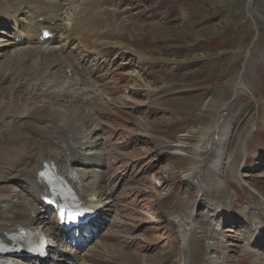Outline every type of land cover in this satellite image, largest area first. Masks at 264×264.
<instances>
[{"label":"rangeland","instance_id":"rangeland-1","mask_svg":"<svg viewBox=\"0 0 264 264\" xmlns=\"http://www.w3.org/2000/svg\"><path fill=\"white\" fill-rule=\"evenodd\" d=\"M114 2L110 12L117 15L112 19H117L118 27L112 26L111 19L101 31L116 28L122 40L117 43L134 51L136 47L144 62L169 64L130 66L127 56L122 59V70L102 66L93 74L102 96L100 106L69 105L67 99L57 98L33 76L11 81L22 73L24 62L9 68L6 59L14 51L8 41H0V105L11 102L14 112L0 118V149L5 154L9 151L0 157V199L17 204L31 199L25 182L13 175L25 165H35L31 154H38L41 148L32 133L22 130L27 121L18 117L26 108L48 107L52 113L46 117L52 126L56 124L52 117L65 119L68 127L73 118L77 128L83 129L80 123H85L84 130L92 138L100 137L81 150L89 163H100V167L87 164L77 168L88 183L96 178L93 171L100 170L102 188L112 193L107 191L112 195L111 209L97 225L105 223L99 231L102 242L98 236L82 250L68 245L76 250L74 260L58 258L57 263L181 264V233L177 234L169 217L179 216L187 223L190 215L198 212L212 233L209 243L220 264H264V233L259 234L260 229L252 225L254 214L264 216V0ZM123 3L137 9L129 22H125V15L118 20L115 13ZM107 8L99 6V14ZM6 22L0 31L11 35L13 30L5 31L4 26L11 27ZM92 57L88 56L90 63ZM67 74L70 79L71 72ZM122 74H128L127 78ZM163 85L166 89L157 91ZM44 95L52 96L58 105L45 101ZM219 111L223 115L219 118L221 130L227 133H218L217 140L225 155H221V165L202 164L200 184L204 191L200 195L197 185L184 175L197 171L193 149L203 148V133L213 128V117ZM181 142L180 155L173 154L172 145ZM232 163L239 175L233 173ZM219 210L222 214L217 215ZM2 211L3 205L0 214ZM38 213L39 225L50 230L56 221L44 208ZM57 238L64 247L66 244ZM87 250L92 251L84 253Z\"/></svg>","mask_w":264,"mask_h":264},{"label":"bare ground","instance_id":"bare-ground-1","mask_svg":"<svg viewBox=\"0 0 264 264\" xmlns=\"http://www.w3.org/2000/svg\"><path fill=\"white\" fill-rule=\"evenodd\" d=\"M112 2L114 0H0V19H2L0 22L5 18L12 20L11 27L14 29L11 35L13 42L10 44L18 47L13 50V55L7 56L6 64L9 68H16L20 66L21 62H24L22 73H18L11 81L14 79L17 81L19 78L28 80L25 77L33 76L36 80H41V86L57 98L67 99L69 105L74 104L88 109L93 105L100 106L99 102L102 96L93 80V74L97 73L99 68L95 63L88 64L86 58L88 55H93L95 59L99 58L105 63L109 62L114 70H122V62L120 61L124 56L125 58L128 56L131 62L130 66L135 64L144 67V65L149 64L144 62V57L137 51L117 43L119 40L121 43L122 40L116 28L109 27L107 30L101 31L104 29L105 21L110 22L112 18L117 16L110 12V9L114 7ZM102 5L108 6V8L100 15L98 7ZM24 9L27 10L25 16L32 19L33 25L31 22L26 20L23 22V19L18 18ZM43 30L53 32V37L45 40V37L41 36ZM0 33L5 34L3 30ZM22 40L25 41L23 44L21 43ZM102 41H106V43L98 48V44ZM62 43L64 45L59 46ZM43 45L50 47L45 49L47 53L42 51L44 50L41 48ZM111 56H114L112 60L110 59ZM149 62L157 65L156 61ZM152 66L154 67V65ZM67 72H71L70 79H68ZM122 76L127 78L128 74H122ZM47 108L42 110L26 108L18 117V119L22 117L23 121H27L26 124H22V130L33 134L35 144L40 146L42 152L37 154V151H33L31 155L35 160V165H25L13 175L26 182L28 185L26 189L29 191L31 199L18 204L10 203L8 200L3 203L0 199V206L3 205V211L0 214V239H8L7 237L12 236L18 229L40 230L39 227L43 225H39L37 214L38 209L42 208L41 197L46 195L45 186L38 176V171L43 168L44 164H53L56 169L55 174L62 180L66 179L79 200L97 209L95 220H93L97 225L112 204L110 193L101 186L100 170L93 171L96 173V178L91 183H87L84 175H80L81 170L76 169L79 165L89 163V158L81 150L89 143L86 138L90 134L84 129L77 128L73 118L67 122L71 126L68 127L65 119L52 117L56 122L52 126L49 124L51 122L50 117H46L52 112H49L50 110ZM13 113L11 102L4 101L0 105V118ZM219 116L220 118L223 117V115ZM8 117L12 118V115ZM41 121L46 124H42ZM220 126V120H214L211 126L213 128L203 133L205 135L200 142L203 148L199 149V146H196L193 149L194 158L199 163L197 171L193 174L184 175L188 180L198 178L195 183L201 193L204 189L199 184L202 164L221 165V155H225L223 150H220L223 144L218 142L217 138L218 133L225 135L227 132L221 130ZM84 138L85 141H82ZM183 144L181 142L172 145L175 147L173 154L180 155ZM251 144L254 145V140ZM254 151L256 150H250V152ZM96 166L100 167V163H97ZM232 171L235 175H239L234 163H232ZM215 208L222 209L220 206ZM201 217V213L193 212L187 219V223L182 222L176 216L171 218L172 220L177 219L174 224L181 233V250L183 252L181 264H220L215 250L209 243V239L213 237L212 233L207 229ZM252 225L259 227V234L260 232L264 233V229L260 228L264 227V216L259 218L254 214ZM89 228L90 234L96 230L95 225L91 223ZM50 230L48 229L46 233L59 235L60 227L57 222L51 225ZM57 243L58 247L53 256L45 260V264H59L56 260L64 257L74 260L76 250L72 247L67 248L68 245L60 247L58 241ZM187 252V258H185Z\"/></svg>","mask_w":264,"mask_h":264},{"label":"snow or ice","instance_id":"snow-or-ice-1","mask_svg":"<svg viewBox=\"0 0 264 264\" xmlns=\"http://www.w3.org/2000/svg\"><path fill=\"white\" fill-rule=\"evenodd\" d=\"M46 35H47V33H46ZM81 215H83V213H80V212L71 213V214H68L67 215V219L69 221H75ZM64 216H65V214L64 213H61V218L62 219L64 218Z\"/></svg>","mask_w":264,"mask_h":264},{"label":"water","instance_id":"water-1","mask_svg":"<svg viewBox=\"0 0 264 264\" xmlns=\"http://www.w3.org/2000/svg\"><path fill=\"white\" fill-rule=\"evenodd\" d=\"M251 1V0H250Z\"/></svg>","mask_w":264,"mask_h":264}]
</instances>
